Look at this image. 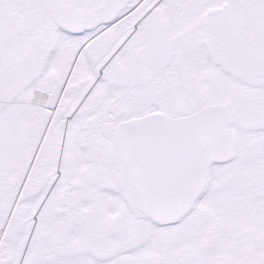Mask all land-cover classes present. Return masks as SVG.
Returning a JSON list of instances; mask_svg holds the SVG:
<instances>
[{
    "label": "snow or ice",
    "instance_id": "1",
    "mask_svg": "<svg viewBox=\"0 0 264 264\" xmlns=\"http://www.w3.org/2000/svg\"><path fill=\"white\" fill-rule=\"evenodd\" d=\"M0 264H264V0H0Z\"/></svg>",
    "mask_w": 264,
    "mask_h": 264
}]
</instances>
